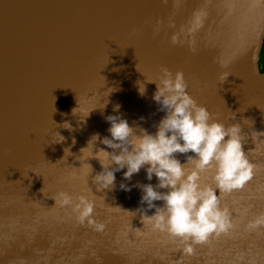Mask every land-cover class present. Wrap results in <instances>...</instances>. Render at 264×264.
Instances as JSON below:
<instances>
[{"label":"water","instance_id":"95a60500","mask_svg":"<svg viewBox=\"0 0 264 264\" xmlns=\"http://www.w3.org/2000/svg\"><path fill=\"white\" fill-rule=\"evenodd\" d=\"M197 12L202 26L172 45ZM263 59L264 0H0V264H264V227H249L264 214V137L253 131H264ZM161 66L184 72L214 120L241 125L255 166L243 189L220 194L233 228L191 254L142 223L147 205L136 185H156L155 176L142 168L125 180V168L101 191L93 156L112 149L97 141L81 152L96 133L110 138L108 115L156 132L166 113L147 81L159 83ZM222 73L231 75L222 82ZM177 159L186 163L185 154ZM212 175L201 173V183L215 187ZM61 192L94 200L92 219L104 231L56 204Z\"/></svg>","mask_w":264,"mask_h":264},{"label":"clouds","instance_id":"9594fccd","mask_svg":"<svg viewBox=\"0 0 264 264\" xmlns=\"http://www.w3.org/2000/svg\"><path fill=\"white\" fill-rule=\"evenodd\" d=\"M161 2L167 6L169 0ZM162 23L156 22L154 37L159 35V25ZM169 26L174 27V23L170 22ZM201 26V14L194 13L190 26L187 29L182 27L180 32L171 36V44H182V34L192 35ZM136 32L133 29L132 35ZM191 51L195 52L196 49L193 47ZM160 72L159 83L147 81L156 83L157 91L153 99L159 105V111L166 113L158 125H155L156 132L149 133L143 128H134L122 115H108L105 118L111 125L108 129L110 138L104 137L101 140L100 134L96 133L81 152L93 142L95 146L97 141L112 149L109 152L101 148L93 156L99 160L103 169L94 177V182L101 191L114 188L115 173L125 168V180L130 181L142 168L146 169L149 181L155 176L158 180L156 185H136L143 193L141 205H147V209H138L142 213V223L144 225L146 221L154 231L166 233L184 244V251L191 254L193 245L205 243L213 234L219 235L233 228L228 210L221 207L220 194L243 189L253 179L255 166L250 163L244 149V135L240 124L225 125L214 120L208 108L198 104L187 91L188 82L183 71L173 74L168 67L161 66ZM221 75L223 82L231 74ZM141 84L143 83L139 84V93L144 95L146 87L144 84L141 87ZM119 109L120 105L114 106L115 112H119ZM232 114L231 118L235 119V113ZM63 126L70 128L67 123ZM253 131L258 138L264 137V131ZM101 154L104 160L100 158ZM177 154H185L186 163H181ZM205 172H212L215 187L201 183V173ZM120 187L131 191V187L124 183ZM161 189L165 191H160ZM59 197V200H55L56 204L71 207L80 224L87 221L95 231H104L106 225L92 219L94 200L86 195L74 198L67 192L59 193ZM157 201L163 202L162 206H158L155 203ZM151 209H155V212L149 216L147 212ZM249 227H264V214L250 222Z\"/></svg>","mask_w":264,"mask_h":264},{"label":"rangeland","instance_id":"374dc122","mask_svg":"<svg viewBox=\"0 0 264 264\" xmlns=\"http://www.w3.org/2000/svg\"><path fill=\"white\" fill-rule=\"evenodd\" d=\"M263 67H264V59H263Z\"/></svg>","mask_w":264,"mask_h":264},{"label":"trees","instance_id":"16d2710c","mask_svg":"<svg viewBox=\"0 0 264 264\" xmlns=\"http://www.w3.org/2000/svg\"><path fill=\"white\" fill-rule=\"evenodd\" d=\"M263 69H264V67H263Z\"/></svg>","mask_w":264,"mask_h":264}]
</instances>
